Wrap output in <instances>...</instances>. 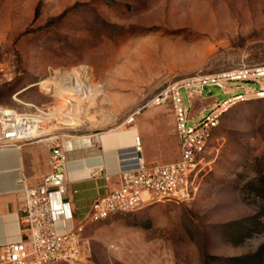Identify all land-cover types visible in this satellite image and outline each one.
<instances>
[{
  "label": "rangeland",
  "instance_id": "1",
  "mask_svg": "<svg viewBox=\"0 0 264 264\" xmlns=\"http://www.w3.org/2000/svg\"><path fill=\"white\" fill-rule=\"evenodd\" d=\"M0 63L16 67L0 109L38 117L36 136L106 133L170 105L173 84L264 67V0H0ZM224 86L221 98L243 100L214 132L192 199L87 225L85 264H264V78ZM216 103L185 96L191 118Z\"/></svg>",
  "mask_w": 264,
  "mask_h": 264
},
{
  "label": "built area",
  "instance_id": "2",
  "mask_svg": "<svg viewBox=\"0 0 264 264\" xmlns=\"http://www.w3.org/2000/svg\"><path fill=\"white\" fill-rule=\"evenodd\" d=\"M15 74V66L4 67L0 63V85L11 83ZM263 78L264 67H260L198 75L169 86L164 99L169 100L174 116L179 159L153 165L137 159L131 168L118 170L117 188L108 187L107 177L93 178L89 182L95 188L88 200L77 198L75 184L67 178V157L59 145L54 146L50 171L41 183L26 187L20 182L22 235L17 241L0 245V264H85L88 250L83 234L87 225L137 211L151 203L192 199L197 190L194 182L206 166L205 154L214 132L231 106L243 100V96L211 97L217 103L198 118L190 117L185 96L190 98L198 92L206 98L203 87L213 85H220L224 95L226 82H257ZM0 115L2 146L32 140L41 129V120L34 115L5 109H0ZM134 145L140 151L139 138H135Z\"/></svg>",
  "mask_w": 264,
  "mask_h": 264
},
{
  "label": "crops",
  "instance_id": "3",
  "mask_svg": "<svg viewBox=\"0 0 264 264\" xmlns=\"http://www.w3.org/2000/svg\"><path fill=\"white\" fill-rule=\"evenodd\" d=\"M122 126L118 130L88 136L61 139L37 136L27 142L0 146V245L17 241L22 235L20 182L26 187L41 183L50 171V154L56 145L67 157V178L75 184L77 198L85 200L94 191V183L89 182L93 178L107 177L108 187L117 188L118 170L131 168L137 159L145 165L179 159L170 105L158 103L151 111L135 113ZM136 137L140 141V151L134 147Z\"/></svg>",
  "mask_w": 264,
  "mask_h": 264
},
{
  "label": "trees",
  "instance_id": "4",
  "mask_svg": "<svg viewBox=\"0 0 264 264\" xmlns=\"http://www.w3.org/2000/svg\"><path fill=\"white\" fill-rule=\"evenodd\" d=\"M257 254L244 255L241 257L226 258L221 260L223 264H251Z\"/></svg>",
  "mask_w": 264,
  "mask_h": 264
},
{
  "label": "water",
  "instance_id": "5",
  "mask_svg": "<svg viewBox=\"0 0 264 264\" xmlns=\"http://www.w3.org/2000/svg\"><path fill=\"white\" fill-rule=\"evenodd\" d=\"M210 87H211V86H209V87H203V91L205 92V94H203L204 97H206V98H211V97H217V96H221V95H223V90H222V88L220 89V91H219L218 93L213 94V93L211 92V88H210Z\"/></svg>",
  "mask_w": 264,
  "mask_h": 264
},
{
  "label": "bare ground",
  "instance_id": "6",
  "mask_svg": "<svg viewBox=\"0 0 264 264\" xmlns=\"http://www.w3.org/2000/svg\"><path fill=\"white\" fill-rule=\"evenodd\" d=\"M46 82V84H47V86L48 87H50V85L53 87L54 86V84H53V82L51 81H48V83H47V81H43V82H41L40 84H42V83H45ZM211 88V92L213 93V94H216V93H218L219 91H220V89H221V86L220 85H213V86H211L210 87ZM264 96V95H263Z\"/></svg>",
  "mask_w": 264,
  "mask_h": 264
}]
</instances>
